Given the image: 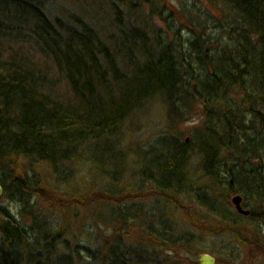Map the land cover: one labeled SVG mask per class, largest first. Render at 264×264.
I'll use <instances>...</instances> for the list:
<instances>
[{
    "label": "trees",
    "instance_id": "1",
    "mask_svg": "<svg viewBox=\"0 0 264 264\" xmlns=\"http://www.w3.org/2000/svg\"><path fill=\"white\" fill-rule=\"evenodd\" d=\"M208 1L220 16L205 8V17L200 6L199 16H180L175 0H84L81 12L64 16L51 10L52 0H0V183L29 219L23 224L0 207V264H197L210 231L257 238L227 198L264 196V0ZM63 80L71 98L54 92ZM158 97L168 127L131 162L135 189L120 190L126 124ZM25 162L48 166L54 189L45 191ZM84 163L108 185L62 195ZM147 198L152 204L136 202ZM118 199L127 201L121 219L139 224L138 235L124 224L103 239L89 229L81 245L68 224L79 207H93L89 224L98 225L99 208L113 219L105 204ZM70 204L77 209L61 223L47 211L67 215ZM194 204L217 212L219 222L200 212L194 219ZM180 209L192 227L180 229L173 218Z\"/></svg>",
    "mask_w": 264,
    "mask_h": 264
},
{
    "label": "rangeland",
    "instance_id": "2",
    "mask_svg": "<svg viewBox=\"0 0 264 264\" xmlns=\"http://www.w3.org/2000/svg\"><path fill=\"white\" fill-rule=\"evenodd\" d=\"M177 2V5L174 6L175 11L177 13H180V16H195L196 14H199L197 9L198 6H200V8H204L205 11V17L207 16L206 13V9L207 10H212L214 12V16L218 17L220 16L219 14H217L216 11H214L213 8L208 0H184L186 1V4H182L180 0H175ZM183 2V0H182ZM196 2V3H195ZM52 4L50 5L51 10H53L54 12L64 16L66 15L68 12L73 11L76 13L81 12V8L84 7L85 3L84 0H81V2H78L77 0H52L51 2ZM197 6V7H194ZM206 8V9H205ZM190 17V18H191ZM89 15H88V17ZM105 21V20H104ZM104 24H107V22H104ZM187 25H192V24H187ZM51 61V60H50ZM48 64H50L52 67H54L52 62H48ZM54 70V74L55 73V69ZM54 92L63 99H67V98H71L73 96V92L71 90L70 85L68 84V82H65L64 80L60 83H58V86L55 88ZM166 106L163 103L162 99L160 97L158 98H153L151 99L147 105H145V108L141 111H139L137 114H135L132 118H130L126 124L125 130H124V135L122 137L121 140V150H123V154H124V161L123 163L121 162L120 167H119V172L118 170L116 171V175L119 174V180H122V184H116L114 183V186L118 187L120 186V190L123 189H135V186L130 188V184H132V177L134 176V165L131 162H134L137 159V156L141 154V152L143 153V151H147V149L149 150L150 147H152L155 143V139L157 138L158 134L161 133L163 130H166L168 125H167V116H166ZM201 119V115L200 113H198L197 115H195L193 118H191L189 120L188 123L183 124L182 129L185 130V132H187L188 130H190V128L194 127L196 124L199 123ZM139 157V156H138ZM29 162H25L24 165L28 168L29 167V173H31L32 175H35L38 179H40V184L42 185V187L46 188L45 191L51 187L52 189H54L55 186V176L54 173L49 169L48 166H46L45 164H40L39 166L34 167V169L30 168V166L28 165ZM122 165H124L122 167ZM136 166V165H135ZM114 169V168H113ZM192 176H194L195 178L198 177L197 173H199V170L197 169V167L195 166V163L193 162L192 165ZM74 170V169H73ZM75 170L76 173L73 176V181L70 185L68 186H63L60 188V192L63 195V192L65 191H72L71 193H77V194H82L85 192H88L94 188H100L103 189L105 188L108 183L110 182L109 180L106 181L105 185H103V183L101 184V178L98 177L97 173L93 174L90 168H89V164L88 163H84V164H80V166H75ZM111 172V171H110ZM125 173V174H123ZM112 173H109V176H113L111 175ZM117 181L114 179V182ZM50 189V188H49ZM48 192V191H47ZM97 192H99V190H97ZM93 195H96V193ZM50 197V193H47ZM127 195V194H126ZM39 199V203L42 205L46 204V201L43 197H36V200ZM226 199V197H225ZM228 200V198H227ZM130 202H128V205L133 202L131 200H129ZM232 203V197H230L229 200ZM127 201L125 200H121L118 199V201L115 202H111L110 204H105L107 207H113L114 208V212H113V219H110L109 216L112 215L110 213V211H108L107 209L105 210V208H96L98 211V221L99 224H89L90 219L88 218V215H90V212L93 214L95 213L93 207L92 208H86L85 206H81L80 208V212L81 215L79 217H76V219H68L67 216L71 217V215H69L70 213H73L77 208L75 205L70 204L69 206H67V215H65L64 213H62L61 211L58 210V208H56V206L50 207L48 205V210L49 214L52 215L51 217L53 218V220L56 223H61L63 221V218L68 219V224L70 225V228L72 230V234H76L77 235V240L79 243H81V245H85V241H86V233L88 232L87 230L91 229L94 230L95 234H99L100 238L103 239V237L106 234H110L113 231H115V227L116 226H120L122 224H124L125 228L124 230L129 231V233L133 236L136 237L138 235V232H140V228H139V224L138 226L135 225L132 222H129L125 225V222H123V220L121 219V215H122V211L120 209V205L122 206H127L124 205L123 203H126ZM136 202H139L138 204L141 203H145V204H149L151 202H153L152 199L147 198L145 200L143 199H139L136 200ZM53 204L54 201H52ZM93 202L90 203V207L94 206L92 204ZM107 203V201H106ZM195 205V204H194ZM1 206H7L11 212L16 216V218H18L19 220H21V222L24 224H28L29 223V219L25 220L24 217L21 215V204L17 201H14L12 199H9L8 197H4V195H2L0 197V207ZM45 206V205H44ZM139 207V206H138ZM141 207H145L143 205H141ZM218 208H220V205L217 206ZM76 208V209H75ZM190 208H192L190 206ZM85 211V212H84ZM203 211V209L199 208V206L194 207V213L192 212L191 214H193L195 216L194 219H198L201 220V217L199 216V212L200 214L206 216L209 215L210 216V220L211 222L217 224L219 222V217L217 215H219L217 212L216 214L214 213H207V212H201ZM164 215L166 216V218H168L169 215H172V213L170 212L169 215L167 212L164 213ZM50 217V218H51ZM86 217V218H85ZM83 218L87 219L86 221L83 220ZM149 218V217H148ZM173 218H175L174 220H178L180 222V229H184V228H190L192 227V225H185V216L182 212V209H180V212L177 213L174 212V216ZM114 220V221H113ZM208 220V219H207ZM132 221V220H129ZM134 222V221H133ZM197 226L199 227L200 221H195ZM175 223L173 222V225ZM175 226V225H174ZM156 229L160 230L159 232H161L162 235H164V237L166 235H168L167 230L168 227H166L163 222H159L158 225H156ZM77 228V229H76ZM222 229V227L220 228ZM76 230V231H75ZM249 230L252 231V228L249 226ZM222 234L219 233H212L211 231L208 233V237H204L203 241L201 243V252L200 254L203 253H209V254H213L215 253L219 259L224 260L225 258L228 259V257H230V249L232 248V246H236L237 248L234 247V255L236 257H238V259L236 260V263H242V261L244 260V258L242 259L243 255L245 256L249 250H253L251 248H246V247H241L240 244L238 242H235L236 240H233L232 237L230 236L229 232L226 231H220ZM129 234V236H130ZM160 239V238H159ZM230 240L232 244H230ZM246 240H252V239H246ZM257 239H253L252 242L248 245L255 246L257 247L256 243H253L254 241H256ZM82 241V242H81ZM156 243H159L158 240L155 241ZM250 242V241H249ZM80 250H83L82 247H80ZM229 250V251H228ZM185 251V250H184ZM228 251V252H227ZM249 253V252H248ZM87 254V251L84 250V255ZM196 255L195 257H193V261L196 262L198 259V256L200 255ZM192 261V259H191Z\"/></svg>",
    "mask_w": 264,
    "mask_h": 264
},
{
    "label": "flooded vegetation",
    "instance_id": "3",
    "mask_svg": "<svg viewBox=\"0 0 264 264\" xmlns=\"http://www.w3.org/2000/svg\"><path fill=\"white\" fill-rule=\"evenodd\" d=\"M264 171V165H261L260 168ZM242 196L241 199V207L244 211H248V213H245L244 211H239L235 203L233 202V196H232V203L230 202L229 208L236 211L237 214H239V217H241V223L244 225V228L247 232H249V226L256 227L257 229V240L253 243L257 244V247L250 246L252 240H245L241 239L235 236H232L233 240H236L235 242H238L241 247L251 248L253 250H249L247 254L243 257L244 260L242 263H236V260L238 257L234 255V247L232 246L230 249V257L228 259L221 260L219 257L213 253L211 254L215 258L214 264H264V196H258V197H252V196H243L242 194H238ZM230 200V198L228 199ZM216 214V212H214ZM232 240H230V244ZM250 241V242H249ZM229 251V250H228ZM227 251V252H228Z\"/></svg>",
    "mask_w": 264,
    "mask_h": 264
},
{
    "label": "water",
    "instance_id": "4",
    "mask_svg": "<svg viewBox=\"0 0 264 264\" xmlns=\"http://www.w3.org/2000/svg\"><path fill=\"white\" fill-rule=\"evenodd\" d=\"M3 193H4V187L0 183V197L3 195ZM241 199H242L241 195H235L233 197V202L235 203L239 211H244L241 207ZM244 212L248 213V211H244ZM214 262H215L214 256H212L209 253L200 254L197 260V264H214Z\"/></svg>",
    "mask_w": 264,
    "mask_h": 264
}]
</instances>
